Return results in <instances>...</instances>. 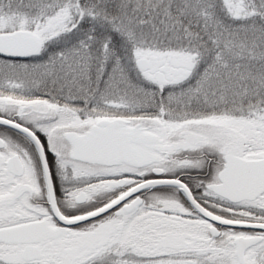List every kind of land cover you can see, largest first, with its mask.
Segmentation results:
<instances>
[{
    "label": "snow or ice",
    "instance_id": "6c2138e0",
    "mask_svg": "<svg viewBox=\"0 0 264 264\" xmlns=\"http://www.w3.org/2000/svg\"><path fill=\"white\" fill-rule=\"evenodd\" d=\"M0 264H264V0H0Z\"/></svg>",
    "mask_w": 264,
    "mask_h": 264
}]
</instances>
